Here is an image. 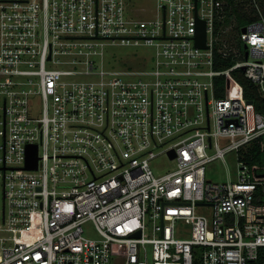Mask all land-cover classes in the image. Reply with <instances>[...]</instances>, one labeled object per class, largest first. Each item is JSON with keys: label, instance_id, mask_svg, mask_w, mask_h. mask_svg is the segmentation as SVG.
Returning a JSON list of instances; mask_svg holds the SVG:
<instances>
[{"label": "built area", "instance_id": "1", "mask_svg": "<svg viewBox=\"0 0 264 264\" xmlns=\"http://www.w3.org/2000/svg\"><path fill=\"white\" fill-rule=\"evenodd\" d=\"M152 1L0 0V264H264V177L244 158L264 113L234 75L264 96L263 9L234 0L258 18L231 41L228 0ZM120 44L150 47L151 68L110 66ZM232 151L237 180L209 179Z\"/></svg>", "mask_w": 264, "mask_h": 264}, {"label": "trees", "instance_id": "2", "mask_svg": "<svg viewBox=\"0 0 264 264\" xmlns=\"http://www.w3.org/2000/svg\"><path fill=\"white\" fill-rule=\"evenodd\" d=\"M228 1L233 4V12H227L224 21H220L216 24L215 34L218 35V37L228 38L232 41L237 39L243 26L248 24L250 21L257 19L258 16L253 15L252 12L248 13V11L241 9L240 3L238 6H235L233 3L234 0ZM260 1L264 7V0ZM230 28L233 30V35L228 34V30ZM236 42H238V44L241 46L239 40H236ZM220 47L221 41L218 40L215 45L214 53L215 68L224 69L231 66L235 60L232 57L223 56V53L220 51ZM234 75L243 86L244 96L248 100L253 101L256 109L259 112L264 113V96H262L259 92L257 84L249 79L242 69L235 70ZM215 85L216 95L218 97H223L225 95V78L217 77L215 80ZM244 158L250 162L254 172L261 173L264 170V135L259 137L249 148V150L244 153Z\"/></svg>", "mask_w": 264, "mask_h": 264}, {"label": "rangeland", "instance_id": "3", "mask_svg": "<svg viewBox=\"0 0 264 264\" xmlns=\"http://www.w3.org/2000/svg\"><path fill=\"white\" fill-rule=\"evenodd\" d=\"M149 5L154 6L152 0H146ZM260 6L263 9L262 2L259 0ZM230 31V32H229ZM228 34L233 35V30L230 28ZM229 37V35H228ZM153 51L150 47L145 45H109L105 49L106 61L112 67L122 70H136L143 71L151 68V55ZM40 108L39 104L36 109ZM174 164L167 157H162L154 163L156 168H169ZM206 175L209 179L214 181H226L232 179L237 180L238 175V161L235 151L229 152L223 159H216L206 166ZM184 230L189 229L190 224L182 225ZM87 231L89 235L95 236V231L91 224H87ZM116 259H122L125 253V246L116 244L113 247Z\"/></svg>", "mask_w": 264, "mask_h": 264}, {"label": "water", "instance_id": "4", "mask_svg": "<svg viewBox=\"0 0 264 264\" xmlns=\"http://www.w3.org/2000/svg\"><path fill=\"white\" fill-rule=\"evenodd\" d=\"M246 28H243V31H245ZM196 44L198 46L207 47V41H206V26L204 21L198 22V30H197V36H196ZM245 70V67H243ZM171 156H174L173 152H171ZM37 166V146L33 145L30 147L29 155H28V161H27V167L33 168ZM259 177H264V172L257 174ZM139 235V232L136 234Z\"/></svg>", "mask_w": 264, "mask_h": 264}]
</instances>
